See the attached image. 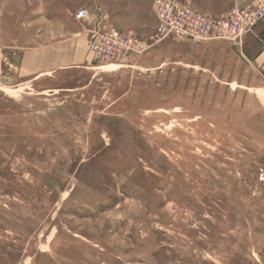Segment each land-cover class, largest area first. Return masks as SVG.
I'll list each match as a JSON object with an SVG mask.
<instances>
[{"label":"rangeland","instance_id":"rangeland-1","mask_svg":"<svg viewBox=\"0 0 264 264\" xmlns=\"http://www.w3.org/2000/svg\"><path fill=\"white\" fill-rule=\"evenodd\" d=\"M179 1L215 17L236 5ZM80 8L145 49L97 60ZM157 13L156 0H0V264H264V16L242 43L150 46ZM83 36L81 61L38 78L5 56Z\"/></svg>","mask_w":264,"mask_h":264},{"label":"built area","instance_id":"built-area-1","mask_svg":"<svg viewBox=\"0 0 264 264\" xmlns=\"http://www.w3.org/2000/svg\"><path fill=\"white\" fill-rule=\"evenodd\" d=\"M156 2L159 22L155 34L151 36L152 42L149 41L150 46L173 36L194 39L214 34L242 43L244 33L264 16V0H255L246 5L236 3L226 13L216 17L197 13L192 7L182 5L179 0ZM75 16L79 21L90 25L85 27L90 32L89 50L97 60L118 59L126 57L129 51L139 52L145 49L138 32L117 28L108 16L93 18L86 8H80Z\"/></svg>","mask_w":264,"mask_h":264},{"label":"crops","instance_id":"crops-1","mask_svg":"<svg viewBox=\"0 0 264 264\" xmlns=\"http://www.w3.org/2000/svg\"><path fill=\"white\" fill-rule=\"evenodd\" d=\"M254 1L255 0H234V2L241 5L253 3ZM18 26L20 27L17 23L15 28L20 29ZM255 31L259 38V44L258 52H256L253 57L254 61L261 69L264 68V20L257 25ZM46 37H49V34H47ZM86 38V36H83V39L79 43L73 44L61 41V43L56 44L45 42V44L40 43L32 46H17L18 50L13 48L15 49L14 54L12 53V55H10V53L5 56L19 57L17 66L29 77L38 78L41 75L50 74L56 69L68 65L71 61H81L84 57L86 46H88ZM74 45L77 47V52H71L70 50L71 46ZM12 47H15V45H12ZM80 48L83 49V52L79 50ZM2 55L0 52V57H2Z\"/></svg>","mask_w":264,"mask_h":264}]
</instances>
